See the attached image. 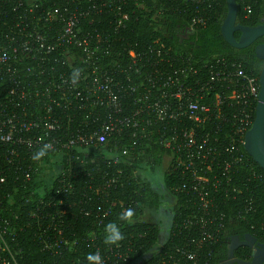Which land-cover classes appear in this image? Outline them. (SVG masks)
<instances>
[{"label": "built area", "instance_id": "2783aa9c", "mask_svg": "<svg viewBox=\"0 0 264 264\" xmlns=\"http://www.w3.org/2000/svg\"><path fill=\"white\" fill-rule=\"evenodd\" d=\"M130 1L0 0V264H20L27 230L46 257L42 264H68L69 257L72 264H83L77 257L90 264L78 254L83 248L93 249L100 264L131 263L130 244L76 236L64 218L67 208L83 204L66 199L76 188L68 177L82 173L76 162L97 151L116 160L121 137L143 142L155 131L182 179L174 191L191 198L178 214L181 244L169 264H207L224 230L220 207L240 194V166L261 178L241 151L255 118L258 77L239 62L219 59L213 68L203 66L208 77L196 80L193 56L159 39L139 51H116L114 36L130 19L123 9ZM113 6L111 23L101 31L98 19L112 16L105 9ZM206 23L193 16L186 31ZM45 159L57 168L56 193L36 202L25 197L30 208L22 216L14 192L33 180ZM106 181L90 192L99 195L118 182ZM114 205L97 207V216L109 215Z\"/></svg>", "mask_w": 264, "mask_h": 264}, {"label": "trees", "instance_id": "16d2710c", "mask_svg": "<svg viewBox=\"0 0 264 264\" xmlns=\"http://www.w3.org/2000/svg\"><path fill=\"white\" fill-rule=\"evenodd\" d=\"M121 1L115 0L119 5ZM235 1L238 6L239 24L256 27L264 23V0ZM114 9L115 6L105 11L112 13ZM123 9L124 12H129L130 19L116 35L109 30L117 39L114 43L116 51H123V48L139 51L159 39L176 52L193 56L195 67L198 69L197 75L194 76L196 80L208 77V69L203 66L213 68L219 59L239 62L246 73L258 77L260 61L255 56V46L238 50L229 46L222 38L220 28L227 14L225 0H131ZM196 15L207 18L205 27L193 30L189 40L181 42L178 35L188 33L186 29L189 20ZM112 18L113 13L110 17H99L100 27L104 28L101 31L108 28ZM239 35L235 33V38L238 39ZM150 136L149 140L131 144H127V140L122 137L119 138L121 147L114 153L116 160L104 159L105 153L102 151L91 152V156L86 160L76 162L75 169L82 171L81 176L77 180L68 177L71 179L67 181L73 187L81 188L78 193L76 188L71 189V193L68 191L67 201L77 203L78 199L82 198L83 204L82 208L74 206L66 209L65 229L76 236L89 237L94 234L99 239V244H107L105 226L117 224L122 237L119 241L130 244L133 250L131 263L121 264H169L173 247L181 244L175 236V225L180 221L178 214L191 202L190 196H186L184 192L174 191L182 184V179L180 173L173 172L174 162L168 160L172 153L163 149L155 131H152ZM122 147H127L126 154H122ZM241 151L261 178L255 179L245 164L240 166V194H232L220 207V212L224 214V230L220 241L212 248V256L207 264H222L227 255L228 241L232 236L238 235L243 239L245 235L250 234L264 244V171L242 148ZM56 172L55 163L45 159L34 174L33 180L22 183L14 192V207L16 206L15 209L22 216L30 208L24 204L25 197H29L31 202H36L42 197L55 195L58 188ZM106 174L108 177L103 180L102 177ZM111 178L118 182L107 192L99 195L90 192L91 186L105 185L106 180ZM31 192L34 193L31 195ZM113 203L115 205L109 215H103L102 212L97 216V207L105 210ZM88 210L92 213L85 215ZM166 211L169 220L168 231L161 241L160 226L146 216L147 212L161 216L165 215ZM23 237L20 264H42L46 257L41 253L37 241L33 239V233L27 230ZM238 252L240 259L250 260L251 251L248 248L241 247ZM78 254L92 256L94 250L83 248ZM67 259L68 264H72L73 258ZM55 260L50 259L51 262ZM76 260L86 263L85 257H77ZM57 261L65 264L64 261Z\"/></svg>", "mask_w": 264, "mask_h": 264}, {"label": "water", "instance_id": "95a60500", "mask_svg": "<svg viewBox=\"0 0 264 264\" xmlns=\"http://www.w3.org/2000/svg\"><path fill=\"white\" fill-rule=\"evenodd\" d=\"M227 14L222 22L220 31L223 40L231 47L241 50L245 49L260 38H264V23L256 27H249L237 22L238 6L235 0H225ZM239 33V38H235ZM193 33L188 32L182 40H189ZM182 42V41H181ZM255 56L261 61L258 74L259 93L255 110V118L250 129L246 132L243 141V149L253 162L264 171V44L255 47ZM233 241H238L234 237ZM237 247H245L251 251L249 261H237L240 264H264V245L258 243L257 239L250 234L244 236ZM234 249L228 251V258L234 260ZM222 264H225L224 262Z\"/></svg>", "mask_w": 264, "mask_h": 264}, {"label": "clouds", "instance_id": "9594fccd", "mask_svg": "<svg viewBox=\"0 0 264 264\" xmlns=\"http://www.w3.org/2000/svg\"><path fill=\"white\" fill-rule=\"evenodd\" d=\"M120 227L115 224H108L105 226V242L107 244H116L121 239ZM90 264H100V257L98 255H92L88 257Z\"/></svg>", "mask_w": 264, "mask_h": 264}, {"label": "flooded vegetation", "instance_id": "af4514ba", "mask_svg": "<svg viewBox=\"0 0 264 264\" xmlns=\"http://www.w3.org/2000/svg\"><path fill=\"white\" fill-rule=\"evenodd\" d=\"M186 35L187 34H185V35H178V36H180V39H181V41H183L182 40V38L183 37H186ZM259 44H264V38H260V39H258L256 42H254L253 44H251L250 46H248V47H251V46H257V45H259ZM247 47V48H248ZM260 67H261V61H260ZM259 67V68H260ZM234 237H236V238H238V241H233V238ZM241 240H243V239H241ZM240 243V236H232L230 239H229V241H228V244H227V247H226V253H227V255H228V251L230 250V248H235L234 249V260H231V259H229L228 258V256L226 255V258L222 261V263L224 262L225 264H240L239 262H237V261H240V260H242V261H249V259L248 260H243V259H240V256H239V249H240V247L238 248L237 247V245ZM258 243H260V242H258ZM260 244H262V243H260ZM264 245V244H263ZM237 260V261H236Z\"/></svg>", "mask_w": 264, "mask_h": 264}, {"label": "rangeland", "instance_id": "374dc122", "mask_svg": "<svg viewBox=\"0 0 264 264\" xmlns=\"http://www.w3.org/2000/svg\"><path fill=\"white\" fill-rule=\"evenodd\" d=\"M167 213L168 211L165 212V215H162L161 216H157V215H152L151 213L147 212V216L146 218L148 219H151V221L154 223V224H158L160 226V229H161V241H163V239L165 238V232L168 231V227H167V224H168V216H167ZM154 216V218L152 217ZM162 243V242H161Z\"/></svg>", "mask_w": 264, "mask_h": 264}]
</instances>
